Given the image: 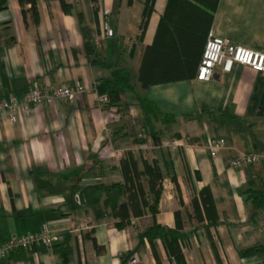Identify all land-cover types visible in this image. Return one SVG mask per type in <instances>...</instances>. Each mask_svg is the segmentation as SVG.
<instances>
[{
	"label": "crops",
	"instance_id": "1",
	"mask_svg": "<svg viewBox=\"0 0 264 264\" xmlns=\"http://www.w3.org/2000/svg\"><path fill=\"white\" fill-rule=\"evenodd\" d=\"M65 1L70 13L58 0H37L35 16L29 4L0 1V98H21L34 83L88 87L74 101L34 104L15 122L0 112V242L44 227L56 238L16 250L0 264H130L133 258L155 264L149 242L131 226L117 228L102 199L95 204L86 196L93 184L81 183L123 182L121 164L135 160L141 169V158L163 174L155 220L174 228L178 213L187 264H264L258 225L264 207L253 213L245 196L247 189L264 192V163L229 165L241 154L264 153V72L234 64L229 72L216 67L209 80L195 75L144 88L140 66L168 0H153L147 17V0ZM104 24L113 36L98 40ZM210 31L264 53V0H219ZM117 70L127 73L128 85L109 102L107 86ZM142 99L155 108L149 120ZM211 138L224 140L213 157L206 148ZM138 184L147 191L142 176L133 180L135 189ZM204 189L210 217L200 206ZM194 202L203 220L194 215ZM136 218L143 227L152 222L149 214ZM248 248L259 251L247 255ZM156 251L162 264H171L160 240Z\"/></svg>",
	"mask_w": 264,
	"mask_h": 264
},
{
	"label": "trees",
	"instance_id": "2",
	"mask_svg": "<svg viewBox=\"0 0 264 264\" xmlns=\"http://www.w3.org/2000/svg\"><path fill=\"white\" fill-rule=\"evenodd\" d=\"M3 1V0H0ZM37 0H19L22 8L29 4V10L36 15ZM65 13L71 12V7L65 0H58ZM152 1L147 0L144 16H148L152 10ZM219 0H168L164 16L162 17L154 37L152 45L146 48L139 71V81L142 87L149 85L168 83L178 80L190 79L196 75V68L200 61L204 43L213 20ZM150 2V5L148 4ZM128 85L126 72L114 71V82L107 86L108 101L116 102L120 87ZM146 120L155 113L153 104L141 100ZM123 182H115L109 185L93 184L85 188L86 196L92 203L102 205L105 215L113 217L115 226L119 229L126 227L130 217H139L150 214L152 222L139 230L140 239H146L155 259V264H162L156 251V241L162 243L171 264H187L181 248L182 225L177 220L174 228L158 224L155 220L157 202L162 189L163 174L154 161L141 158V169L137 168V161L121 164ZM130 172L133 174L129 175ZM142 176L146 181L147 191L138 184V189L133 186V180ZM246 199L249 200L253 213L264 207V192L262 190L247 189ZM200 199L205 216L210 217L212 204L207 190L200 193ZM194 215L200 216L203 212L199 204H192ZM97 251L101 247L94 243ZM257 248L245 250L247 255L257 253Z\"/></svg>",
	"mask_w": 264,
	"mask_h": 264
},
{
	"label": "built area",
	"instance_id": "3",
	"mask_svg": "<svg viewBox=\"0 0 264 264\" xmlns=\"http://www.w3.org/2000/svg\"><path fill=\"white\" fill-rule=\"evenodd\" d=\"M95 2L99 0H94ZM109 11L105 10L104 15ZM112 37L113 30L107 25H103V34L98 35L96 39L102 37ZM234 64L248 66L254 71L264 72V53L256 52L241 46L234 45L228 40L215 36L211 31L208 32L204 49L197 65L196 79L209 80L212 78L216 67H221L224 72H229ZM88 87L81 82H74L70 85L59 87H41L34 83L25 90L21 98L10 95L8 98H0V112L6 111L11 122L18 120L22 112H27L34 104L52 103L55 100H76ZM145 134L138 135L139 138H145ZM224 147L222 138H211L206 143V148L210 156H215L217 152ZM264 163V153L262 154H241L229 161L233 168H241L246 165L257 166ZM260 229L264 230V217L258 221ZM55 237L49 229L44 227L40 232H27L18 236L9 237L0 242V259L9 256L12 252L19 249L30 248L34 244L51 245ZM130 264H141L138 258H133Z\"/></svg>",
	"mask_w": 264,
	"mask_h": 264
},
{
	"label": "rangeland",
	"instance_id": "4",
	"mask_svg": "<svg viewBox=\"0 0 264 264\" xmlns=\"http://www.w3.org/2000/svg\"><path fill=\"white\" fill-rule=\"evenodd\" d=\"M150 215V214H149ZM151 216V215H150ZM112 220H114L113 219V217H110ZM115 221V220H114ZM133 223H132V222ZM126 226H131L132 228H135V230H137V232L139 231V230H142L144 227H143V222H142V219H140V218H136V217H130L129 218V223H127V225Z\"/></svg>",
	"mask_w": 264,
	"mask_h": 264
},
{
	"label": "water",
	"instance_id": "5",
	"mask_svg": "<svg viewBox=\"0 0 264 264\" xmlns=\"http://www.w3.org/2000/svg\"><path fill=\"white\" fill-rule=\"evenodd\" d=\"M100 178L94 179V178H90V179H84L81 181L82 184H94V183H100ZM78 199L80 202H82L83 200V193L82 191H79L78 193Z\"/></svg>",
	"mask_w": 264,
	"mask_h": 264
}]
</instances>
